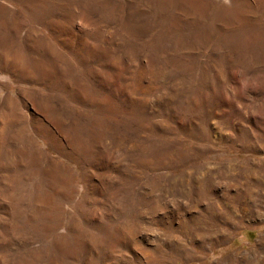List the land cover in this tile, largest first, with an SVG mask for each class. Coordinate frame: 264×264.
Returning a JSON list of instances; mask_svg holds the SVG:
<instances>
[{
	"label": "rangeland",
	"instance_id": "rangeland-1",
	"mask_svg": "<svg viewBox=\"0 0 264 264\" xmlns=\"http://www.w3.org/2000/svg\"><path fill=\"white\" fill-rule=\"evenodd\" d=\"M0 264H264V0H0Z\"/></svg>",
	"mask_w": 264,
	"mask_h": 264
}]
</instances>
